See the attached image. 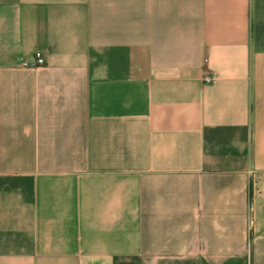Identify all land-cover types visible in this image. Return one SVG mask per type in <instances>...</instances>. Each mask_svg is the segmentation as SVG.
I'll return each instance as SVG.
<instances>
[{
	"label": "crops",
	"instance_id": "1",
	"mask_svg": "<svg viewBox=\"0 0 264 264\" xmlns=\"http://www.w3.org/2000/svg\"><path fill=\"white\" fill-rule=\"evenodd\" d=\"M0 264H264V0H0Z\"/></svg>",
	"mask_w": 264,
	"mask_h": 264
},
{
	"label": "built area",
	"instance_id": "2",
	"mask_svg": "<svg viewBox=\"0 0 264 264\" xmlns=\"http://www.w3.org/2000/svg\"><path fill=\"white\" fill-rule=\"evenodd\" d=\"M44 63V58L43 56L41 55V53H37L36 54V58H35V65H39V64H42ZM24 65H27L26 62H24ZM215 75L214 74H205L203 76V81L208 83V82H213L215 80Z\"/></svg>",
	"mask_w": 264,
	"mask_h": 264
}]
</instances>
